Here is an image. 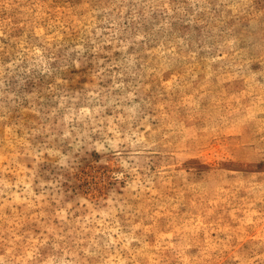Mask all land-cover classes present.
Returning a JSON list of instances; mask_svg holds the SVG:
<instances>
[{
	"label": "rangeland",
	"instance_id": "rangeland-1",
	"mask_svg": "<svg viewBox=\"0 0 264 264\" xmlns=\"http://www.w3.org/2000/svg\"><path fill=\"white\" fill-rule=\"evenodd\" d=\"M0 264H264V0H0Z\"/></svg>",
	"mask_w": 264,
	"mask_h": 264
}]
</instances>
